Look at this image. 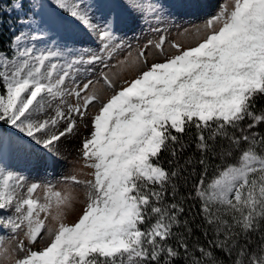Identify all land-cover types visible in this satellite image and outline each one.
Instances as JSON below:
<instances>
[{
	"label": "snow or ice",
	"instance_id": "obj_1",
	"mask_svg": "<svg viewBox=\"0 0 264 264\" xmlns=\"http://www.w3.org/2000/svg\"><path fill=\"white\" fill-rule=\"evenodd\" d=\"M230 2L174 52L197 0L0 2V122L18 134L7 161L0 138V264H264V0ZM137 31L158 39L117 61L134 69L117 86L104 69ZM77 136L91 178L54 183Z\"/></svg>",
	"mask_w": 264,
	"mask_h": 264
},
{
	"label": "rangeland",
	"instance_id": "obj_2",
	"mask_svg": "<svg viewBox=\"0 0 264 264\" xmlns=\"http://www.w3.org/2000/svg\"><path fill=\"white\" fill-rule=\"evenodd\" d=\"M198 3L201 4V7L182 11L178 13V19L176 20V24L179 27H173L169 26L170 32L167 35L168 43L165 44V48L169 52H174V49H171L169 47V44L171 42H175L180 44L183 47H189V46H195V44L198 42V39H202L203 33H201L200 37H197L196 35V28L199 26H202L207 19L214 16L217 12L220 11V6L224 3H228V6H231L230 0H197ZM185 29L188 31L185 32ZM148 39H158L155 35H143L141 36L140 33L137 31V38H133L131 33L129 34L128 41L132 45L131 49H125L121 53H119L116 57L113 58L112 61H110L111 67L109 69H104V71L108 74L109 78H114V74L118 73L119 77L116 79L117 86H119L123 80L134 78V69L132 68H126L123 65L117 64L118 60H124L125 57L128 58V61L131 62L133 59H135L138 55V48L137 44H140L141 46L143 43H145ZM42 46V45H41ZM129 52L131 55L129 56ZM162 60L163 58L160 57ZM152 62V59L150 57L149 64ZM94 80V87H90L89 91H95L99 100L106 102V100L112 95L111 91L108 90L104 84L103 81L100 80L99 82H95V77H93ZM99 104H95L94 106H91L89 108L90 114H95L96 111H98ZM90 123V119H89ZM11 128V127H10ZM11 131L15 132L12 128ZM81 133L84 135H87V131L83 128H81ZM0 138L4 141V154L6 161L10 159L9 156V144L8 142L12 139L11 136H5L3 137L0 132ZM80 146V136H77L75 140H64L60 143L59 149H60V159L56 165V175L50 176L49 179H52L55 183L57 178L60 175H69L74 174L77 176L78 179H90V176H85L84 173L91 172V169L84 168L83 161L79 156V153L77 152V148ZM13 163L16 166L23 167L22 164L18 160H14ZM64 185L60 183H56L55 190L57 191H63ZM36 196H39L43 198V190H39L36 194ZM75 210L70 211L65 219V223L72 224L75 223L78 219L79 215L82 212V204L76 203L74 205ZM48 224L50 226L55 227V224L49 220ZM14 246V242H13ZM40 247V245H37V249Z\"/></svg>",
	"mask_w": 264,
	"mask_h": 264
},
{
	"label": "trees",
	"instance_id": "obj_3",
	"mask_svg": "<svg viewBox=\"0 0 264 264\" xmlns=\"http://www.w3.org/2000/svg\"><path fill=\"white\" fill-rule=\"evenodd\" d=\"M0 2H7V0H0ZM14 16H15V14H13V19H14ZM5 19H8L7 17H5ZM12 35V33H10L8 30H7V28H5L4 29V32H3V40H5V41H7L9 38H10V36ZM10 128V126L9 125H7V124H5V123H3V122H0V129H1V131L5 134V133H7ZM194 147V146H193ZM214 163H218V161H214ZM165 166H167V165H165ZM198 171H199V169H198ZM214 169L213 168H209V171H208V174H207V178H206V180H207V182H210L211 181V179L213 178V176H214ZM185 194H187L186 192H185Z\"/></svg>",
	"mask_w": 264,
	"mask_h": 264
}]
</instances>
